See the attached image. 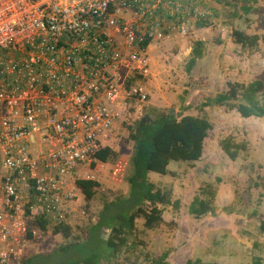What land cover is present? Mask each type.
Here are the masks:
<instances>
[{
	"label": "built area",
	"instance_id": "obj_1",
	"mask_svg": "<svg viewBox=\"0 0 264 264\" xmlns=\"http://www.w3.org/2000/svg\"><path fill=\"white\" fill-rule=\"evenodd\" d=\"M229 2L0 0V264L42 234L29 220L64 223L69 179L91 180L114 125L147 100L150 46Z\"/></svg>",
	"mask_w": 264,
	"mask_h": 264
},
{
	"label": "rangeland",
	"instance_id": "obj_2",
	"mask_svg": "<svg viewBox=\"0 0 264 264\" xmlns=\"http://www.w3.org/2000/svg\"><path fill=\"white\" fill-rule=\"evenodd\" d=\"M242 5V0L223 3L206 20L207 26L195 25L184 36L174 35L150 46L148 74L140 81L147 100L116 123L103 142L119 160L86 169L98 187L89 201L75 190L64 221L70 227L68 239L50 229L27 240L23 255L13 264L50 253L61 245L86 242L103 204L128 194V177L133 172L129 127L149 113L201 116L211 129L198 161H172L165 175L147 174L156 190L167 193L170 204L157 205L162 210V223L155 228L147 229L143 217L135 220L132 239L136 246L123 248L115 262L151 264L150 260L163 252L168 253L167 264L195 259L201 264H250L256 256L264 261V117L242 118L226 107L202 106L206 99L225 92L227 83H264V0H249L248 11ZM233 31L257 35L258 43L242 47L234 42ZM196 41L203 43V57L188 71ZM226 138L245 147L235 160L220 148V141ZM208 191L214 192L213 213L191 215L188 207L194 197L210 198ZM108 236L109 231L104 233V238ZM67 256L57 253L53 262ZM39 263L37 259L33 264Z\"/></svg>",
	"mask_w": 264,
	"mask_h": 264
},
{
	"label": "trees",
	"instance_id": "obj_3",
	"mask_svg": "<svg viewBox=\"0 0 264 264\" xmlns=\"http://www.w3.org/2000/svg\"><path fill=\"white\" fill-rule=\"evenodd\" d=\"M249 0H242V8ZM208 21H201L196 27L207 26ZM233 40L242 47H254L258 43L257 35L248 36L239 31L232 32ZM203 43L196 41L187 62L188 71L203 57ZM203 107L221 106L235 110L242 118L264 117V83L254 80L248 84L227 83V90L206 99ZM211 124L204 117L174 113L145 114L129 127V138L132 141L130 162L132 175L128 177L129 191L126 197L115 199L103 204L95 224L89 229L86 242H72L61 245L50 253L33 255L23 260L22 264H119L116 257L123 248L134 249L132 239L135 220L143 217L144 226L152 229L162 223V210L157 205H168L167 193L155 189L147 174L155 172L160 175L167 173V165L172 162H196L203 153L204 140ZM220 148L230 159L235 160L244 150L243 144L234 143L229 138L220 141ZM95 158L100 163L116 162L119 155L109 147L100 149ZM92 166H95L94 164ZM75 187L82 193L85 201L92 200L98 183L94 180L76 179ZM209 197H194L188 207L191 215L196 217L213 213L214 192L208 191ZM176 207V203H173ZM29 228H38L42 234L48 231L46 222L41 219L28 221ZM264 230V223L261 224ZM53 234H62L65 239L70 237V227L64 223L55 226ZM109 236L104 238V233ZM102 234V235H101ZM28 240L32 235L28 234ZM57 253L68 255L64 259L53 262ZM168 253L163 252L158 258H152L151 264H167ZM114 259V262L112 260ZM185 264H201L199 259L187 260ZM250 264H264L261 257L256 256Z\"/></svg>",
	"mask_w": 264,
	"mask_h": 264
},
{
	"label": "crops",
	"instance_id": "obj_4",
	"mask_svg": "<svg viewBox=\"0 0 264 264\" xmlns=\"http://www.w3.org/2000/svg\"><path fill=\"white\" fill-rule=\"evenodd\" d=\"M68 187L69 188H73V187L75 188L73 181H71L70 179H69ZM74 190H76V188Z\"/></svg>",
	"mask_w": 264,
	"mask_h": 264
}]
</instances>
